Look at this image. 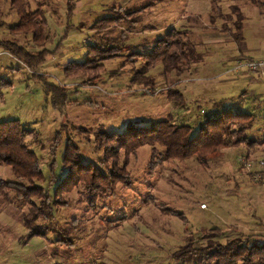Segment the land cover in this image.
Wrapping results in <instances>:
<instances>
[{
	"label": "rangeland",
	"instance_id": "obj_1",
	"mask_svg": "<svg viewBox=\"0 0 264 264\" xmlns=\"http://www.w3.org/2000/svg\"><path fill=\"white\" fill-rule=\"evenodd\" d=\"M252 1L25 0L26 10L40 11L46 22L41 47L29 34L10 32L19 19L10 0L2 1L0 41L15 43L31 57L46 55L42 64L30 67L0 49V122L18 120L35 133L26 146L45 179L33 183L50 195L52 177L64 175L60 163L66 140L79 147L81 163L98 165L104 155L95 139L99 131L120 133L168 121L195 132L206 117L230 110L254 115L244 134L260 144L252 152L244 143H230L206 167L194 158L159 162L162 149L156 146L154 153L143 146L128 156V184L91 193L77 187L47 216L40 215L38 199H21L6 188L7 183H31L0 165V264H175L172 254L189 240L200 247L217 231L214 240L222 244L234 238L254 241L222 228L235 224L242 231L244 220L264 226V185H253V173L243 164L264 162V79L246 71L227 73L236 63L228 52L233 49L232 56L239 49L230 39L236 11L243 18L241 52L264 60V0ZM172 28L188 33L201 61L181 67L180 74L161 65L141 71L142 58L128 56L126 49L139 45L137 53L149 52ZM216 40L227 43L226 54ZM50 86L66 93L59 110ZM123 160L121 151L119 166Z\"/></svg>",
	"mask_w": 264,
	"mask_h": 264
},
{
	"label": "trees",
	"instance_id": "obj_2",
	"mask_svg": "<svg viewBox=\"0 0 264 264\" xmlns=\"http://www.w3.org/2000/svg\"><path fill=\"white\" fill-rule=\"evenodd\" d=\"M2 1L0 0V21ZM215 1L219 0H212L211 3L215 4ZM250 2L254 4V1L250 0ZM10 6L19 19L17 24L9 28L10 32L14 35L29 34L32 42L41 47L47 39L43 14L40 11H27L25 0H10ZM237 12L235 14L238 21L234 25V31L230 32V39L240 49L244 40V27L242 15L240 16V11ZM136 48L139 47L130 46L126 50L130 52L128 56L142 58L143 65L140 70L143 72L161 65L165 71L180 74L181 67L196 65L202 59L201 54H198L194 45L189 42L188 33L173 28L158 38L149 48V52L137 53ZM0 49L20 62L27 60L26 63L30 67L42 64L46 55L42 52L31 57L15 43L9 42L0 41ZM132 50L134 51L131 52ZM87 64L88 62L84 65ZM141 71L139 73H142ZM136 81L138 79L135 77L131 80L135 83ZM48 91L53 94L54 108L61 109L66 101V93L51 86L48 87ZM177 100L175 99V102L179 103ZM254 121L255 117L252 114L224 110L212 119L206 117L195 132L189 125H175L168 121H156L145 128L130 127L120 133L99 131L95 139L99 143L98 146L103 149L104 155L98 165L81 163L79 147L72 139H68L60 163L64 175L59 179L52 177L50 184L55 183L52 195L46 188L33 183L34 181L42 183L45 179L38 158L26 146V140L35 133L25 129L18 120L2 121L0 122V165L8 166L16 179L31 183L30 186L24 183H7L6 188L14 190L21 199L27 201L31 198L38 199L41 205L38 209L40 215L47 216L53 206L60 204L59 199L62 196L77 187L91 193L112 191L118 183L128 184L129 178L126 173L128 156L143 146L152 147L154 153L156 146L160 147L162 152L158 157L159 162L194 158L204 167L208 165L213 155L228 147L230 143L234 146L244 143L253 152L260 142L245 136L244 132L252 127ZM261 142L264 144V138ZM121 151L124 153V160L119 166L117 156ZM55 166L56 161L53 160L49 169L54 171ZM100 167H104L105 171ZM165 213L185 220L184 215L172 210L165 209ZM212 231L216 232L217 229ZM32 234L43 235L39 231H34ZM216 234L205 237L207 242L200 247H193L192 240H189L172 254L175 264H264V242L234 238L222 244L214 240Z\"/></svg>",
	"mask_w": 264,
	"mask_h": 264
},
{
	"label": "crops",
	"instance_id": "obj_3",
	"mask_svg": "<svg viewBox=\"0 0 264 264\" xmlns=\"http://www.w3.org/2000/svg\"><path fill=\"white\" fill-rule=\"evenodd\" d=\"M222 40L220 41V40H216V41H214V43L215 44H217V45H219L220 46V48L222 49V53H224L226 50V45H227V43L226 44H222ZM132 46V45H131ZM134 46H139V45H134ZM150 47V46H149ZM148 47V48H149ZM238 48V47H237ZM230 49H232V47L230 48ZM232 51H234L233 49L232 50H230V53L228 52V54H230V57H228V59L230 60V61H232V62H236L237 60H239L240 58H243V59H250V60H254L253 58H251V57H249V56H247V55H245L244 53H242L241 52V50L240 49H238L237 50V53H235V54H233L232 56H231V52ZM225 54H226V52H225ZM256 61H259V60H256ZM246 71V70H245ZM245 71H243V73L242 74H244L245 73ZM246 72H249V71H246ZM249 73H252V72H249ZM252 74H254V76H258V78H263L264 79V69L263 70H261L260 72H258V73H252ZM243 93H246V91H243ZM261 95H264V92H261ZM236 148V147H235ZM228 149V148H227ZM226 150V149H225ZM239 150V149H238ZM263 171V173H262V179H261V181L259 182V183H256V182H252L253 183V185H255V186H263L264 185V170H262ZM252 180V179H251ZM247 188V187H246ZM247 189H249V188H247ZM263 190H264V188H262ZM207 208H205V209H203V210H206ZM241 214H243V213H241ZM255 215V214H254ZM264 217V216H263ZM245 221V220H244ZM244 221H240V225H241V228H242V231L241 230H239V228L235 225V224H228V225H223V229H233V230H236V231H238V233H240L242 236H253V238H254V240H256V241H264V226H263V224L261 223L260 225H258L257 223H254L253 224V226L251 225V226H248V223L246 224H242ZM235 223H239L238 221L237 222H235ZM215 228H217V227H215ZM219 228V227H218ZM217 228V229H218ZM246 238V237H245Z\"/></svg>",
	"mask_w": 264,
	"mask_h": 264
},
{
	"label": "built area",
	"instance_id": "obj_4",
	"mask_svg": "<svg viewBox=\"0 0 264 264\" xmlns=\"http://www.w3.org/2000/svg\"><path fill=\"white\" fill-rule=\"evenodd\" d=\"M264 69V60H250V59H243L240 58L239 60L236 61L235 66L230 70L227 71V73H236V74H240L243 71H249L252 73H258L261 70ZM243 162V160H242ZM245 168L253 173V180L255 182H258L262 179V170L264 168V162L260 161L258 164L254 165L252 163L249 162H243ZM201 209H205L206 206L205 205H201L200 206Z\"/></svg>",
	"mask_w": 264,
	"mask_h": 264
}]
</instances>
